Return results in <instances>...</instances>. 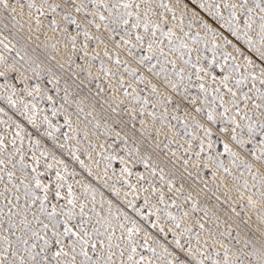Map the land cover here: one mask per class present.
Wrapping results in <instances>:
<instances>
[{
	"label": "snow or ice",
	"instance_id": "1",
	"mask_svg": "<svg viewBox=\"0 0 264 264\" xmlns=\"http://www.w3.org/2000/svg\"><path fill=\"white\" fill-rule=\"evenodd\" d=\"M0 264H264V0H0Z\"/></svg>",
	"mask_w": 264,
	"mask_h": 264
}]
</instances>
